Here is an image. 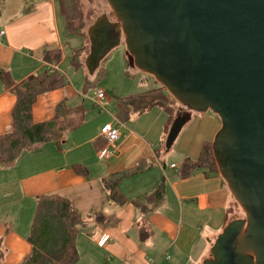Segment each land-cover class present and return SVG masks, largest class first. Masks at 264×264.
<instances>
[{"label":"crops","instance_id":"crops-1","mask_svg":"<svg viewBox=\"0 0 264 264\" xmlns=\"http://www.w3.org/2000/svg\"><path fill=\"white\" fill-rule=\"evenodd\" d=\"M29 1L0 0L4 25L0 32V75L9 74L17 85L32 75L51 72L45 53L59 50L62 61L55 65L66 77L62 68L69 57L66 45L74 47L70 58L81 64L77 68L81 88L66 77L64 87L38 97L32 116L35 123L50 121L61 103L83 107L85 115L82 124L61 142L24 152L11 167L0 165V264H19L30 254L28 237L37 198L44 195L70 200L82 217L75 264H203L210 259V249L218 237L241 218L236 210L239 204L219 170L216 175L196 172L188 178H182L180 171L186 159L198 160L205 144L212 146L222 127L220 118L211 111L199 114L201 123L195 122L192 138L182 150L185 160L168 166L161 157V146L169 152L165 147L167 125L170 129L181 117L179 104L173 107L174 113V100L164 94V88L156 89L122 99L115 115L96 117L84 98L91 95L94 106L98 89L86 86V82L97 73L103 77L106 70L101 72L99 66L89 74L85 62L90 48L85 40L73 46L77 40L74 34L65 40L53 0ZM24 9L28 12L23 13ZM103 18L108 26H116ZM91 28L84 37L90 46ZM124 40L123 35L120 44ZM12 89L0 78V136L11 128L16 104ZM106 96L107 109L114 101ZM160 99L163 104L145 107ZM157 106L169 113V118L167 124L156 127V133L149 124L128 127L137 122L136 115L143 116ZM106 124L119 129L120 140L112 155L100 160L98 153L106 145L101 130ZM114 184L127 199L125 203L111 199L106 187ZM104 237L108 240L100 246Z\"/></svg>","mask_w":264,"mask_h":264},{"label":"water","instance_id":"water-1","mask_svg":"<svg viewBox=\"0 0 264 264\" xmlns=\"http://www.w3.org/2000/svg\"><path fill=\"white\" fill-rule=\"evenodd\" d=\"M117 18L89 31L90 75L124 35L133 63L184 107L222 123L212 151L246 214L204 264H264V0H107ZM170 128V151L187 121Z\"/></svg>","mask_w":264,"mask_h":264},{"label":"trees","instance_id":"trees-1","mask_svg":"<svg viewBox=\"0 0 264 264\" xmlns=\"http://www.w3.org/2000/svg\"><path fill=\"white\" fill-rule=\"evenodd\" d=\"M64 12L68 14L67 8H64ZM67 18L69 31L76 36L86 37L82 29L78 27L76 19L74 20L71 14ZM44 60L51 64H58L62 61V53L59 50H50L45 53ZM100 76L102 77L101 73L95 75L94 79L86 82V86L94 87L93 83L100 79ZM0 78L8 87L13 86L12 92L16 96L11 128L0 136V165L11 167L24 152L42 144L61 142L84 121L83 107L70 108L64 103L58 105L52 120L42 123H35L33 120V106L38 97L67 84L66 77L60 72L44 71L28 77L17 85L9 74H1ZM161 103L160 99V101L145 104V107L152 108ZM196 172H202L206 176L218 173L211 144L203 146L198 160L186 159L183 162L180 171L182 178H188ZM106 188L115 202L123 204L127 201L117 184ZM157 193L159 194V191ZM81 222L82 217L70 200L59 195L38 197L28 237L31 252L19 264H75L79 257L76 238Z\"/></svg>","mask_w":264,"mask_h":264},{"label":"rangeland","instance_id":"rangeland-1","mask_svg":"<svg viewBox=\"0 0 264 264\" xmlns=\"http://www.w3.org/2000/svg\"><path fill=\"white\" fill-rule=\"evenodd\" d=\"M34 0H30L29 4H32ZM55 9H57V15L61 26V31L63 33V37L66 36L65 40H70L71 35H73L69 31V25H68V16L71 14L73 19H76V22L78 24V27L82 29V32L84 35H86L87 30L95 25L100 18L106 17L109 21H112L111 23L115 22L118 23L117 18L115 16L114 11L108 4L107 0H53ZM64 8H67L68 14H65ZM28 12L27 9H24L23 13ZM0 32L4 30V25L2 21V17L0 19ZM74 36V35H73ZM81 35L76 36V41H74V44L76 46L81 41H86V45L90 48L89 41L82 37ZM5 41V40H4ZM74 47H71L69 45H66V54L69 56L63 63L62 68L63 71L67 73L68 78L73 80V83L81 88L82 85V79L79 78L80 72L77 68L81 67L80 62H77V58L73 59L70 58L71 54L74 52L72 51ZM79 63V64H78ZM57 66V65H56ZM101 71L106 70V73L104 76L100 79H98L95 83H93L94 89L97 88L98 90L101 89L105 91L106 95L110 96L111 99L114 101L113 104L109 108L106 109V111H101L99 108L92 106V102L90 99V96L87 98H84V104L88 105L89 108H91L95 114L96 117L103 116H110L115 115L117 112V103H119L122 99L127 98L129 96L133 95H139L142 93H146L148 91H152L156 89L162 90L165 87H163L152 75L143 72L141 69H139L132 61V58L127 50V45L125 40L118 45L116 48L112 49L110 53L106 56V58L101 62L100 64ZM83 73H86V70L82 69ZM60 72V70H59ZM98 75V73H97ZM92 94V92H91ZM166 96L170 97L174 100L173 104L171 105V109L176 113V110L173 109V107L176 104H179L180 111L179 115L182 117L184 114L188 115L187 118V124L183 126L184 128L181 129V133L178 137V139L175 141L172 149L165 153L166 151L163 150L161 146V157L163 160L169 164L176 163V164H182V162L185 160L183 155V147L188 144L187 139L192 138V132H193V125L195 122H200L199 120V114L200 112H196L193 110H189L188 108L181 105L167 90L164 93ZM118 95V98L115 99V96ZM165 102L168 101V99L164 98ZM208 112V111H207ZM212 112V111H211ZM203 113V112H202ZM183 114V115H182ZM93 116V114H92ZM137 116V122L134 125H130L128 127L134 128L137 126H141L143 124H149L151 127H153V133H156V127L161 126V124L165 122L167 124V118H169V113H165V111L160 107H154L149 111V113H146L145 115ZM179 117V119H181ZM203 126V123H202ZM171 128V127H170ZM170 129H168L167 125V132L168 133ZM236 200V199H235ZM238 216L241 217V220H246V214L243 211V209L240 207V205H237L236 207ZM225 231V230H224ZM217 241V240H216ZM215 244V243H214ZM212 250V249H210ZM204 264V263H203Z\"/></svg>","mask_w":264,"mask_h":264},{"label":"built area","instance_id":"built-area-1","mask_svg":"<svg viewBox=\"0 0 264 264\" xmlns=\"http://www.w3.org/2000/svg\"><path fill=\"white\" fill-rule=\"evenodd\" d=\"M2 35L4 33L2 32ZM51 73H58L59 69L55 64L48 65V68ZM106 93L105 91L99 89L95 92L94 96V103L97 108H100L102 110H105L107 107V103L105 102L106 100ZM101 136L102 138L106 141L105 147L98 153V158L100 160L107 159L109 156L112 155V151H114V146L116 143L120 140V131L119 129L114 126L113 124H106L102 130H101ZM173 168L175 166H172ZM108 238L104 237L99 245L104 246L107 242Z\"/></svg>","mask_w":264,"mask_h":264}]
</instances>
